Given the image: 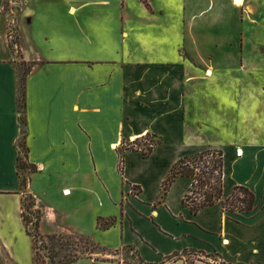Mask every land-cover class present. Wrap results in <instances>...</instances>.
<instances>
[{
	"label": "crops",
	"instance_id": "0c3cea01",
	"mask_svg": "<svg viewBox=\"0 0 264 264\" xmlns=\"http://www.w3.org/2000/svg\"><path fill=\"white\" fill-rule=\"evenodd\" d=\"M145 1L148 7L142 0H27L14 11L20 60L32 65L23 142L35 168L26 190L41 210L39 231L88 238L114 253L73 264H264V0H220L218 20L226 25L222 9L236 11L239 32L208 21L201 53L164 45V24L179 22L200 0ZM2 11L0 163L9 153L14 178L7 187L0 176V231L6 205L21 220L18 79ZM147 135L159 140L147 158L123 147ZM207 150L222 152L221 201L245 187L255 198L250 212H229L219 201L192 214L181 204L187 177L161 198L171 167ZM8 251L0 240V261L17 264ZM126 254L133 262H124Z\"/></svg>",
	"mask_w": 264,
	"mask_h": 264
},
{
	"label": "rangeland",
	"instance_id": "374dc122",
	"mask_svg": "<svg viewBox=\"0 0 264 264\" xmlns=\"http://www.w3.org/2000/svg\"><path fill=\"white\" fill-rule=\"evenodd\" d=\"M1 7L0 11H2V7L4 11L8 13L7 18L3 19V27L8 29L9 27V34L13 37L12 40L8 38V47H9V64L13 68L15 75L18 79V98H17V111L19 113V127H20V136L17 143L14 146L15 150V157H16V174L19 179V184L21 185V180L24 178V186L20 187L21 192V203L20 209L21 213H23L25 219L27 220V226L29 232L35 234V236L39 235L42 237V241L45 243L44 249L37 252L38 260L34 257V251L31 247V240L26 235L24 227L20 218L18 217L14 205H6V208H10L8 214L3 217V224L2 231H0V240L3 243H7V247L9 248V254L13 259L17 262V264H49V258L54 261L55 264H60V262L68 261L72 258H87V257H94V255H104L105 257L111 256L114 253H110L111 251H107L101 246L95 245L91 242L88 238H83L75 235H52V234H42L39 231V226L41 223V210L37 207L33 196L29 192H27V183L29 180V164L27 162V149L23 142L24 136V117H23V109H24V99H23V85L24 82L29 76L32 71V65L30 62H24L20 60L19 50H18V36L15 30V26L13 25L12 17H14V11L18 10V3L26 2L27 0H0ZM131 4L134 5L138 4L139 0H127ZM211 2V7L203 11L207 8L208 4ZM162 10L165 8L163 4L160 3ZM192 11L187 10V12L180 16L179 22H172L170 25L164 24V30L168 31V43L164 44L166 47L170 48L180 45L183 49H188L189 47L196 50V52L201 53L204 49H206L208 45V33L206 32L207 27L210 25V20H214L217 28L219 30L230 31L232 34L235 32H239L240 21L241 17L237 15L236 11L232 10H223V14L227 16L230 21L226 20V25H223L220 20H218V13H220V9L223 8L220 6V0H216L214 4V0H200L197 4H193L190 6ZM183 8V6H182ZM190 8V9H191ZM184 9V8H183ZM186 9V7H185ZM175 8L167 7V11L170 15H174ZM203 11V12H202ZM3 12V11H2ZM201 12V14H200ZM195 15L194 17H191ZM7 19V20H6ZM135 21L138 22V18H135ZM7 24V25H6ZM138 24V23H137ZM7 26V28H6ZM225 26V27H222ZM203 27V28H202ZM201 30V31H200ZM177 32L179 33L177 37ZM7 33V37L9 34ZM14 33V34H13ZM15 33L17 39L15 38ZM234 33V34H235ZM13 34V35H12ZM181 34V35H180ZM202 112V111H201ZM202 116V115H201ZM202 121L206 120V118H200ZM194 135L192 130L187 131ZM185 134V138L189 137V135ZM157 141V138L152 135L144 136L139 141L134 142L131 145H123L126 149H135V148H143V146L153 144ZM135 158H133L134 160ZM156 164L155 160H151L148 162V166L150 165V169L154 168ZM25 167L24 170H20L21 167ZM31 168V167H30ZM33 170V168H32ZM0 173L1 177L7 181V187L10 186V179L13 176V159L9 155V153L5 154V158L0 163ZM237 195L242 197V195L238 192ZM237 207H241L239 204H234ZM108 223V224H107ZM37 224V227H36ZM107 224V225H106ZM110 222L103 221L100 222V227L109 226ZM38 237V236H37ZM37 245H40L41 241L39 238ZM41 247V246H39ZM127 253V249L125 250ZM123 252V253H126ZM123 259L126 263H131L133 260L128 259V254ZM187 256V255H185ZM134 257V256H133ZM136 264H139V261L134 259ZM1 264H5L1 262Z\"/></svg>",
	"mask_w": 264,
	"mask_h": 264
},
{
	"label": "trees",
	"instance_id": "16d2710c",
	"mask_svg": "<svg viewBox=\"0 0 264 264\" xmlns=\"http://www.w3.org/2000/svg\"><path fill=\"white\" fill-rule=\"evenodd\" d=\"M143 4L148 7L145 0H142ZM7 29V33L10 31ZM17 33V32H16ZM15 33V38L17 39ZM9 34V33H8ZM14 34V33H13ZM12 34V35H13ZM9 40L13 37L11 34L8 36ZM24 86V85H23ZM159 144V140L155 143L143 146L141 148L142 156L147 158L154 145ZM131 149V148H130ZM132 150V149H131ZM30 173L35 172V168L29 165ZM122 160L118 162V169L121 171ZM24 166L20 170H24ZM33 168V170H32ZM177 177H187L192 180L189 193L182 199L181 204L184 207H188L192 214L198 213L201 209L212 206L219 201L221 202L222 208L229 212H250L254 206L255 198L254 195L245 187L237 186L234 188L232 196L230 199L221 201L222 197V177H223V157L222 152L219 150H207L196 155L184 157L178 160L170 169L169 174L162 186L161 198L166 194L169 186ZM21 187L24 186V178L21 180ZM134 190V187H132ZM240 193L242 197H239L237 193ZM234 204H239L241 207H237ZM21 221L25 230L26 235L31 240V247L34 251V257L38 260L37 252L44 249L46 246L42 241V237L29 232L27 226V220L25 219L23 213L20 214ZM101 222V221H100ZM100 222L98 226L100 227ZM108 224V223H107ZM106 224V225H107ZM111 224V222H110ZM109 224V225H110ZM103 227H108V226ZM37 227V224H36ZM39 238L41 243L37 245ZM41 246V247H39ZM79 258H72L65 262H60V264H73L78 261ZM49 264H55L51 258H49Z\"/></svg>",
	"mask_w": 264,
	"mask_h": 264
},
{
	"label": "bare ground",
	"instance_id": "6f19581e",
	"mask_svg": "<svg viewBox=\"0 0 264 264\" xmlns=\"http://www.w3.org/2000/svg\"><path fill=\"white\" fill-rule=\"evenodd\" d=\"M242 3V0H235L236 5H240Z\"/></svg>",
	"mask_w": 264,
	"mask_h": 264
},
{
	"label": "built area",
	"instance_id": "2783aa9c",
	"mask_svg": "<svg viewBox=\"0 0 264 264\" xmlns=\"http://www.w3.org/2000/svg\"><path fill=\"white\" fill-rule=\"evenodd\" d=\"M13 22V25H14V20L12 21ZM131 143V142H130Z\"/></svg>",
	"mask_w": 264,
	"mask_h": 264
}]
</instances>
